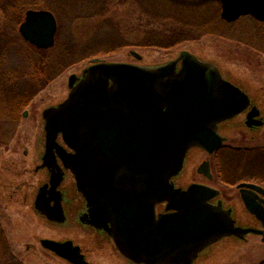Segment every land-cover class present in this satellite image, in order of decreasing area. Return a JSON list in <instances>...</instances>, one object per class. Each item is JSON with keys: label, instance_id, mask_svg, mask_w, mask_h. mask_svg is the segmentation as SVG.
Returning a JSON list of instances; mask_svg holds the SVG:
<instances>
[{"label": "water", "instance_id": "95a60500", "mask_svg": "<svg viewBox=\"0 0 264 264\" xmlns=\"http://www.w3.org/2000/svg\"><path fill=\"white\" fill-rule=\"evenodd\" d=\"M220 2L221 17L228 22L248 14L264 21V0ZM57 31V18L49 9L27 10L20 25L24 39L44 49L55 45ZM131 53L141 58L137 51ZM69 85L67 99L43 112L42 166L51 170V179L39 189V212L54 222L66 221L60 199L50 206L47 198L59 196L64 176L59 155L87 200L88 211L80 221L106 231L135 262L193 264L201 251L226 236L264 234L263 229L236 225L232 209L209 203L217 189L201 184L183 189L171 182L191 147L213 152L225 140L218 124L251 103L248 93L223 77L215 63L186 49L159 65L94 58L82 77L70 75ZM259 114L254 108L251 116ZM60 136L72 152L59 142ZM239 186L264 190L255 183ZM242 196L246 207L262 218L261 206L244 192ZM164 201L174 211L157 216L156 204ZM41 243L73 264H90L72 240L43 238Z\"/></svg>", "mask_w": 264, "mask_h": 264}, {"label": "rangeland", "instance_id": "374dc122", "mask_svg": "<svg viewBox=\"0 0 264 264\" xmlns=\"http://www.w3.org/2000/svg\"><path fill=\"white\" fill-rule=\"evenodd\" d=\"M58 1L62 7H50L49 0H22L17 12L7 8L14 7L11 0H0V73L8 77V72L16 66L18 80L13 84L19 85L32 74L31 69L34 68L37 75L42 72L44 64L41 66L40 60L47 62L50 58V66L43 70L47 71L48 82L14 109L12 115L0 117V264H71L46 249L41 243L43 238L72 239L82 246L91 264H126L127 258L108 233L101 234L80 223L78 213L84 208L85 199L72 172L62 185L72 199L66 221L54 223L36 210L35 197L47 179V170L41 163L46 145L44 110L67 99L71 90L70 75L82 77L94 58L159 65L186 49L202 60L215 63L223 77L245 88L264 113V21L246 15L228 22L221 17L220 0L218 12L217 0H180L187 5L189 15L185 16H189L192 25L148 15V12L164 11L155 3L151 4V0H146V4L142 0H74L75 4L71 0ZM86 6L90 13L102 7L106 12L104 16L77 17V13L89 12ZM29 9H49L57 17L56 42L46 48V54L30 50V46L42 48L25 40L20 32ZM10 11H16V16H6ZM98 13L102 14V9L94 14ZM171 34L176 37L173 39ZM149 35L172 41L169 46L146 45L144 39ZM132 50L141 58L134 56ZM41 78L39 84L43 81ZM24 111H28V115H24ZM258 133V140L248 142L250 145H264V127ZM58 140L64 144L61 136ZM189 155L186 169L177 179L179 183L199 179L196 167L204 154L193 148ZM247 162L240 163V168L234 172L238 171L236 182L262 171L258 164ZM39 164L41 168L37 170ZM192 170L196 175L190 178ZM217 170L218 167L216 175ZM212 184L223 189L226 195L235 192V188L217 178ZM235 208L241 223L252 221L241 201L237 200ZM262 261L264 242L260 237L250 235L247 241H241L226 236L206 247L194 264H261Z\"/></svg>", "mask_w": 264, "mask_h": 264}, {"label": "flooded vegetation", "instance_id": "af4514ba", "mask_svg": "<svg viewBox=\"0 0 264 264\" xmlns=\"http://www.w3.org/2000/svg\"><path fill=\"white\" fill-rule=\"evenodd\" d=\"M181 66V61L178 63V68ZM236 84V83H235ZM243 88V87H242ZM245 91L246 89L243 88ZM247 92V91H246ZM248 93V92H247ZM249 94V93H248ZM250 95V94H249ZM251 97V96H250ZM254 108H258L260 111V114L257 116H251V113ZM24 115H28V111H24ZM257 121H263L261 125H256L254 124ZM264 127V113L262 111V108L259 107V105L256 103V101L251 97V103L248 105V107L242 111L241 113L237 114L236 116L226 119L218 124L217 132L225 138L224 142L219 145L213 152H210L202 147L194 146L190 148L185 156L183 168L180 171L178 175H175L171 178V182L175 185V187L187 189L189 188L192 184H201V185H206L212 188H215L218 190V194L211 199H209V203L213 205L217 204H222L224 208L226 209H232V215L234 219L236 220V225L244 226V227H252V228H257V229H263L264 230V190H259L256 188L248 187V186H239L240 183L245 182V183H255L257 185H260L264 189V145H250L248 142H254L258 140V132ZM193 148H198L200 149L204 157L203 159L199 162V164L196 167V170L199 175V179H193L188 183L185 182H178V178L184 173L186 169V164L189 159V153ZM68 151L72 152L73 150L71 148H68ZM45 150H46V145H45ZM45 150L43 154L41 155V163H43V155L45 153ZM27 152V151H26ZM238 157V158H237ZM240 158V159H239ZM233 161H235V165L233 166ZM245 161H248V164H252L253 162L255 164H258L261 166L260 168L262 171H259L255 174H252V176H245L241 177L242 179L236 182L234 172L240 168V163L244 164ZM57 162L58 164L62 167L64 176L61 184L58 186L59 190V196L51 198L50 195L48 194L47 198L51 199V203L49 204L50 206L55 205V200L58 198L61 201V205L63 207V211L66 215L68 216V210L70 209V205L72 203V199L70 198L68 194V189L62 187L64 181L68 177V173L73 171L70 168H67L64 164V161L61 159L59 155H57ZM246 165V164H245ZM37 170H39L40 164L37 165ZM233 166V167H232ZM204 169L203 171H200V168ZM218 167L217 170V175L215 172V169ZM47 170V179L42 183V185L49 183L51 179V170L48 167H42ZM206 170V171H205ZM243 169H240L241 171ZM74 175V173H73ZM194 170L191 171V174L188 176L190 178L195 177ZM256 175V176H255ZM75 177V175H74ZM222 183H226L232 188H235V192L233 193H228V195L225 194L224 190L221 189L220 187L212 184L214 179H216ZM211 182V183H209ZM245 193L247 196L250 198L254 199L260 206V210L262 211V218L258 217L256 214L252 213L245 205L242 193ZM39 193V190H38ZM37 193V195H38ZM37 195L35 198H37ZM84 197V196H83ZM85 199V197H84ZM237 200L242 202L244 204L247 212L249 213V218L253 221L250 222H244L241 223L238 218H237V213H236V208L235 204L237 203ZM36 201V199H35ZM167 204L168 201L164 202H159L156 204V214L157 216L161 213H167V212H172L174 211L173 209H167ZM37 210V209H36ZM38 211V210H37ZM88 211V206H87V200L85 199V205L84 208L81 209V211L78 213V219L80 221V217L83 216L85 213ZM39 212V211H38ZM40 213V212H39ZM41 214V213H40ZM46 217L45 214H42ZM81 223V221H80ZM84 227H91L92 229L97 230L101 234H106L107 232L104 230H99L91 225L81 223ZM250 235H254L257 237H260L262 241L264 242V234H256L253 232H250L245 235L243 239L234 236L241 241H247L248 237ZM111 236V235H110ZM112 237V236H111ZM113 239V237H112ZM59 240H68L66 239H59ZM114 240V239H113ZM115 242V241H114ZM75 243V242H74ZM77 244V243H75ZM116 244V243H115ZM117 246V245H116ZM118 248V247H117ZM119 250V248H118ZM81 251L84 253L85 258L88 259L86 252L81 249ZM202 252V251H201ZM199 253V256L201 254ZM198 256V257H199ZM198 257L194 260L193 264L196 262ZM126 264H145V263H138L133 260H130L127 258ZM261 264H264V261L261 262Z\"/></svg>", "mask_w": 264, "mask_h": 264}, {"label": "trees", "instance_id": "16d2710c", "mask_svg": "<svg viewBox=\"0 0 264 264\" xmlns=\"http://www.w3.org/2000/svg\"><path fill=\"white\" fill-rule=\"evenodd\" d=\"M20 1H22V0H11L12 5L14 7L7 6V8L8 9L13 8L14 10H16L18 12L20 10L18 7ZM49 1L50 2L47 5H49L52 8L62 7V5L59 3L58 0H52V1L49 0ZM71 1H73L72 4H75L74 0H71ZM119 1H121V0H119ZM142 1H144L146 4V0H142ZM16 2H18V3L16 4ZM183 2L184 1H180V0H151V4L155 3V5L162 7L164 11L161 13H150V12H148V15L152 14L153 17L156 16L158 19H161L162 21L169 19V20L174 21L175 23L180 24V25L181 24L192 25L193 22L189 19V16H185V15H189V14L187 12V7H186L187 5L184 4ZM216 4H217L216 12H218V9H219L218 0H217ZM69 5H70V3H69ZM86 7H88V9H85V10H88L89 12L88 13L87 12L77 13L76 14V15H78L77 17H79V18L80 17L91 18V17L96 16V15L104 16V12H106V8L102 7L101 8L102 14H100V13L94 14L97 11L101 12V9L90 13L91 11H90L89 6H86ZM190 7H193V6H190ZM16 11H14L13 13H12V11H10V14H8L6 12L5 13H6V16H8V17L9 16H16ZM154 14H156V15H154ZM216 18L218 19L217 16H216ZM169 36L173 37V39L176 37V35L174 36V34H171ZM146 39L147 40L144 39V41H147L146 45H150V46H169L170 45L169 41H172V39H167L166 37H163V36H161L160 40L154 39L153 35H149L148 37H146ZM92 46H95V45L92 44ZM30 47H28V48L30 50H32L33 52L38 51L42 54H46V52H47L46 49H35L33 46H30ZM48 60L49 61H47V62L40 60V65L42 66V63L44 64L43 68H42V72H40L37 75V73H35L34 68L31 69L29 73H32V74L27 76L26 79L21 78L22 83H20L19 85L13 84L16 80H18L16 78L18 76L17 71H15L16 66L13 67V69L15 68L14 70L12 69L11 72H8V77H7V75L0 73V117L12 115L15 112L14 109H16L18 106H21V104L23 105L24 103H26V101L28 99H30V97L33 94L37 93L38 90L48 82L49 77L47 78V76H46L47 71L43 72V70L45 69L46 66H48V67L50 66V58ZM11 68H12V66L10 68H7V69L5 68V69L7 71V70H10ZM41 76H42L41 80H43V81H42V83L39 84V77H41ZM4 258H5V256H4ZM11 263L14 264L13 262H11Z\"/></svg>", "mask_w": 264, "mask_h": 264}]
</instances>
